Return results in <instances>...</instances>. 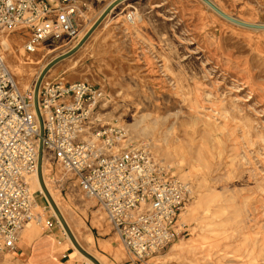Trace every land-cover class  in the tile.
Returning a JSON list of instances; mask_svg holds the SVG:
<instances>
[{
	"label": "rangeland",
	"instance_id": "rangeland-1",
	"mask_svg": "<svg viewBox=\"0 0 264 264\" xmlns=\"http://www.w3.org/2000/svg\"><path fill=\"white\" fill-rule=\"evenodd\" d=\"M209 1L233 19L264 25V0ZM129 4L136 11L111 13L80 51L51 67L42 83L90 85L101 96L86 125L88 132L120 130L122 141L146 148L190 186L189 202L178 222L184 236L143 264H264V31L234 25L200 0H130ZM66 7L77 9L82 38L89 31V26L82 27L83 4L70 0ZM3 36L21 39L15 46L19 54L29 38L18 32ZM73 49L64 43L27 54L39 60L29 72V86L35 88L45 68ZM0 52L8 67L2 47ZM194 105L206 111L198 110L197 117L190 109ZM47 159V181L58 192L64 215L81 243L84 234L95 230L100 236L111 234L104 211L82 193L76 178ZM32 192L36 213L43 219L32 226H38L40 236L58 232L71 256L88 264L69 242L42 193ZM94 216L100 228L92 227ZM23 230L20 249L25 244ZM110 244L106 257L95 247L88 252L102 264H138L129 260L116 236ZM177 245L184 251L176 252ZM0 264L24 261L19 252L5 253L0 254Z\"/></svg>",
	"mask_w": 264,
	"mask_h": 264
},
{
	"label": "built area",
	"instance_id": "built-area-1",
	"mask_svg": "<svg viewBox=\"0 0 264 264\" xmlns=\"http://www.w3.org/2000/svg\"><path fill=\"white\" fill-rule=\"evenodd\" d=\"M69 2L0 0V36L27 33L28 55L64 43L75 48L82 38ZM43 83L38 95L43 158L71 173L104 211L129 260L143 264L184 236L178 222L190 186L146 148L122 141L120 130L88 132L101 96L90 85ZM40 143L34 93L20 92L0 52V254L16 253L20 232L41 221L29 183L38 175Z\"/></svg>",
	"mask_w": 264,
	"mask_h": 264
},
{
	"label": "bare ground",
	"instance_id": "bare-ground-1",
	"mask_svg": "<svg viewBox=\"0 0 264 264\" xmlns=\"http://www.w3.org/2000/svg\"><path fill=\"white\" fill-rule=\"evenodd\" d=\"M124 8L121 7L120 12H125L128 9H133L136 11V8L134 7L133 4H129L125 3ZM208 7V6H207ZM209 8V7H208ZM218 8V7H217ZM210 9V8H209ZM221 12H223L220 8H218ZM211 10V9H210ZM213 11V10H212ZM132 13V12H131ZM215 13V12H214ZM224 13V12H223ZM121 14V13H120ZM123 14V13H122ZM225 14V13H224ZM132 16H135V13H132ZM131 15L128 17L127 19L131 22L134 23L133 21V17ZM244 24H248L247 22H243ZM255 26V25H254ZM253 31H261V30H253ZM84 38V36L82 37ZM19 40L21 41V39L17 38V37H6V36H0V47H2L4 49V51L7 54V58L8 60V67L11 70V72L13 73V75L18 79V83L17 86L20 90V92L22 94H25L27 91H34L35 88L29 86V81H30V75L29 72L31 71V69H33V67H35L36 65L39 64V60L35 61L33 59V57L31 56H27V54L25 53L24 48L21 47L20 49V54L16 51V45L19 46ZM37 51H40L39 49ZM36 51V52H37ZM45 68V67H44ZM45 83V80H44ZM36 86V85H35ZM178 86V84H177ZM190 109L192 110V112L198 117L200 115V113L198 112V110H202V111H206L202 106H198V105H194L191 106ZM181 112V111H180ZM177 117V116H176ZM206 117H210L211 116H206ZM209 120V119H206ZM165 157V156H164ZM49 161L47 159V156H45L43 158V164H42V177H43V181H44V185L46 187V190L48 191L50 197L52 198L53 202L55 203L57 209L59 210L60 214L62 215L63 219L65 220V222L67 223L69 229L71 230V232L73 233L71 226L68 223V220L66 219L65 215H64V211L62 206L60 205L59 201H58V192H56L48 183L47 181V171L49 169ZM29 183L31 186V190L34 192H41L42 195L45 197L46 201L48 202L43 189L41 187V183L39 180V176L37 175L35 178H31L29 179ZM94 201V200H93ZM95 202V201H94ZM49 204V203H48ZM91 204V203H89ZM50 206V205H49ZM51 207V206H50ZM51 212L56 216L59 225L61 226V228L65 231V228L63 227V225L61 224L60 220L58 219L54 209L51 207ZM100 211L97 212V215L99 214ZM99 221L97 220V217L94 216V218L92 219V227L94 228H100L99 227ZM43 223V219L41 218V221L39 222V225ZM38 225V224H37ZM32 226V224L26 226L22 232V236L24 239V242L26 245H30L34 240H36L39 236H40V231L38 226ZM66 232V231H65ZM67 234V233H66ZM77 243L81 246V248H83V250L88 253L90 255V253L88 251H91L94 248V238L92 237L91 234H84L82 236V241L83 243H81V241L77 238V236L73 233ZM69 242L72 244V246L74 247V249L76 250L77 254L80 256V258L84 259L85 261H87L88 264H93L92 262H90L88 259H86L78 250L77 248L74 246V244L72 243L71 239L69 238ZM86 245V247H85ZM174 250L176 252H183V245H177L175 246ZM91 256V255H90ZM95 259V258H94ZM96 260V259H95ZM99 264H102L100 261L96 260Z\"/></svg>",
	"mask_w": 264,
	"mask_h": 264
},
{
	"label": "crops",
	"instance_id": "crops-1",
	"mask_svg": "<svg viewBox=\"0 0 264 264\" xmlns=\"http://www.w3.org/2000/svg\"><path fill=\"white\" fill-rule=\"evenodd\" d=\"M115 1L116 0H71V2L75 3V5L83 4L82 9L84 11L81 12V14H84L86 17L84 18V24L82 27L87 25L89 26V30L99 19L104 10ZM124 4L125 3L119 5L112 13L118 9L121 10V7H123L122 5ZM89 7H92V9L89 10ZM76 12L77 9H75V19L77 18ZM106 20L107 18L105 21ZM95 234L97 237H95ZM95 234H91L94 238L95 250L106 257L110 249V241L115 235L111 232V234L107 236H100L98 230H95ZM62 240L63 237L58 234V232L54 233L51 231L41 235L30 245L24 244L21 249L18 248L17 253L19 252L24 264H83L77 262L76 258L71 256V249L69 247H65L66 244Z\"/></svg>",
	"mask_w": 264,
	"mask_h": 264
},
{
	"label": "water",
	"instance_id": "water-1",
	"mask_svg": "<svg viewBox=\"0 0 264 264\" xmlns=\"http://www.w3.org/2000/svg\"><path fill=\"white\" fill-rule=\"evenodd\" d=\"M130 0H116L115 2H113L112 4H110L102 13V15L99 17V19L95 22V24L92 26V28L87 32V34L84 36V38L80 41V43L67 55L57 59L56 61H54L53 63H51V65H49L47 68H45V70L41 73V75L39 76L36 86H35V90H34V106H35V110L37 113V117L39 119L40 122V126H41V143H40V151H39V166H38V176H39V180L41 183V187L43 189V192L48 200L49 205L54 209L58 219L60 220L61 224L63 225V227L65 228V231L67 233V235L69 236V238L71 239L72 243L74 244V246L77 248V250L86 258L88 259L90 262H92L93 264H99L92 256H90L88 253H86L83 248H81V246L77 243L73 233L71 232V230L69 229L67 223L65 222V220L63 219L62 215L60 214L59 210L57 209L55 203L53 202L52 198L50 197L48 191L46 190V187L44 185V181H43V177H42V164H43V135H44V130H43V124H42V119L39 113V109H38V95H39V90L42 84V81L45 77V75L47 74V72L51 69V67L59 62H62L68 58H70L72 55L76 54L78 51H80L82 49V47L85 45V43L91 38V36L95 33V31L98 29V27L103 23V21L121 4L126 3ZM202 3H204L206 6H208L211 10H213V12H215L219 17L223 18L224 20L237 25L239 27L242 28H246V29H250V30H261L264 31V25H250V24H244L243 22H240L236 19H233L229 16H227L226 14H224L223 12H221L213 3H211L209 0H200Z\"/></svg>",
	"mask_w": 264,
	"mask_h": 264
}]
</instances>
